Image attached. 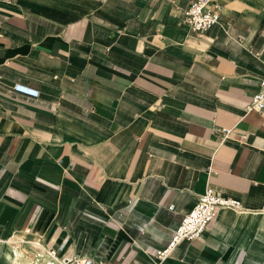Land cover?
Masks as SVG:
<instances>
[{
    "label": "crops",
    "instance_id": "0c3cea01",
    "mask_svg": "<svg viewBox=\"0 0 264 264\" xmlns=\"http://www.w3.org/2000/svg\"><path fill=\"white\" fill-rule=\"evenodd\" d=\"M190 1L0 0V264H264V0ZM206 186L239 208L157 259Z\"/></svg>",
    "mask_w": 264,
    "mask_h": 264
},
{
    "label": "built area",
    "instance_id": "2783aa9c",
    "mask_svg": "<svg viewBox=\"0 0 264 264\" xmlns=\"http://www.w3.org/2000/svg\"><path fill=\"white\" fill-rule=\"evenodd\" d=\"M182 17L189 30L201 33L210 26L217 23L218 6L212 0H191L183 9ZM17 92L35 96L37 92L25 85H14ZM246 111H264V75L258 80V89L251 95ZM222 137H226L229 129H221ZM218 207L238 209L239 201L235 198L223 196L206 186L203 192L199 193L192 207L185 212L174 228L169 240L155 251V257L161 259L167 256L170 251L182 240H191L199 237L202 231L212 221ZM168 209H172L169 205ZM47 253L54 255V249H48ZM61 264H101L88 256H72L62 259Z\"/></svg>",
    "mask_w": 264,
    "mask_h": 264
}]
</instances>
